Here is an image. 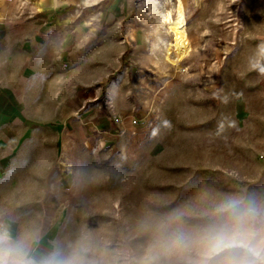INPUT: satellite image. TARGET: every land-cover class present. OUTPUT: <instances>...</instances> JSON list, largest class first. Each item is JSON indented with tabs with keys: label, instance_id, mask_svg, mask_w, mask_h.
I'll use <instances>...</instances> for the list:
<instances>
[{
	"label": "rangeland",
	"instance_id": "obj_1",
	"mask_svg": "<svg viewBox=\"0 0 264 264\" xmlns=\"http://www.w3.org/2000/svg\"><path fill=\"white\" fill-rule=\"evenodd\" d=\"M262 69L264 0H0V246L28 264H202L232 203L258 243Z\"/></svg>",
	"mask_w": 264,
	"mask_h": 264
},
{
	"label": "clouds",
	"instance_id": "obj_2",
	"mask_svg": "<svg viewBox=\"0 0 264 264\" xmlns=\"http://www.w3.org/2000/svg\"><path fill=\"white\" fill-rule=\"evenodd\" d=\"M264 71V69H262ZM227 216L219 223L212 226L203 240L207 250L205 260L225 249H240L244 257L239 260H230L228 264H264V236L258 243H253L257 233L252 231L249 220L252 218L251 210L240 208L232 203L226 209ZM6 240V236H0V242ZM0 264H28L16 250L8 246H0Z\"/></svg>",
	"mask_w": 264,
	"mask_h": 264
},
{
	"label": "bare ground",
	"instance_id": "obj_3",
	"mask_svg": "<svg viewBox=\"0 0 264 264\" xmlns=\"http://www.w3.org/2000/svg\"><path fill=\"white\" fill-rule=\"evenodd\" d=\"M171 32L174 35V43L177 49L176 59L171 60L172 63L177 64L180 57L187 52L189 48L188 38L185 34V30L183 28V18L181 15V11L179 12V17L171 22Z\"/></svg>",
	"mask_w": 264,
	"mask_h": 264
},
{
	"label": "built area",
	"instance_id": "obj_4",
	"mask_svg": "<svg viewBox=\"0 0 264 264\" xmlns=\"http://www.w3.org/2000/svg\"><path fill=\"white\" fill-rule=\"evenodd\" d=\"M126 118H128V117H126ZM125 119V118H124ZM114 121L117 123V124H120V123H122L123 122V118L121 117V116H116V117H114ZM129 123H130V125L132 126V127H134L135 125H136V120L133 118V117H131L130 118V120H129Z\"/></svg>",
	"mask_w": 264,
	"mask_h": 264
}]
</instances>
